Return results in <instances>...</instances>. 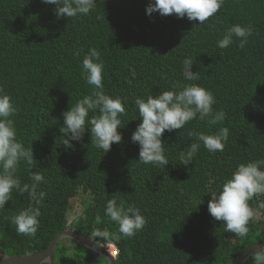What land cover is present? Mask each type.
Returning a JSON list of instances; mask_svg holds the SVG:
<instances>
[{"label": "trees", "instance_id": "16d2710c", "mask_svg": "<svg viewBox=\"0 0 264 264\" xmlns=\"http://www.w3.org/2000/svg\"><path fill=\"white\" fill-rule=\"evenodd\" d=\"M151 2L96 0L89 14L58 19L55 6L43 0H0V88L16 107L12 119L18 142L34 156L32 166L21 160L14 174L21 186L29 185V192L14 189L0 210V247L8 254L48 249L67 228L71 199L89 190L84 212L71 227L100 243H114L120 251L118 264H236L239 253L264 239V208L259 207L264 196L249 201L262 218L250 220L245 237L226 232L208 211L209 192L220 190L238 162L248 155L264 159V0H224L204 23L176 14L148 15ZM234 24L251 25L252 35L243 47L234 37L229 47L220 49L217 41ZM93 47L104 62L105 92L127 98L118 128L122 142L113 143L107 153L92 143L90 130L71 149L63 146L60 132L63 113L92 91L82 75V61ZM188 57L195 60L197 81L183 77ZM177 81L210 90L214 110L222 109L226 119L210 128L197 118L183 129L166 130L162 139L169 164H143L139 144L131 141L142 120L134 100L170 90ZM93 115L98 110L89 113ZM222 124L231 129L229 149H244L241 159L232 162L223 151L212 153L201 144L190 165L179 163V153L195 142L190 131L209 134ZM34 172L45 177L37 191L46 196L39 203L31 195ZM112 198L126 207L135 204L146 218L134 236L108 241L93 236L96 229L118 232L105 215ZM29 207L41 211L32 236L18 234L11 223ZM97 256L76 241L71 249L60 243L55 253L56 264H100ZM247 264H254L251 257Z\"/></svg>", "mask_w": 264, "mask_h": 264}, {"label": "clouds", "instance_id": "9594fccd", "mask_svg": "<svg viewBox=\"0 0 264 264\" xmlns=\"http://www.w3.org/2000/svg\"><path fill=\"white\" fill-rule=\"evenodd\" d=\"M43 2L55 6L53 11L58 19L87 15L96 5V0H43ZM223 3L224 0H154L147 6L146 13L151 15L154 12H159L162 16L176 14L178 18L187 17L190 21L204 23L220 10ZM252 32L251 25L234 24L227 30L223 38L217 41V46L220 49H225L234 42L233 38L235 37L240 40V47H243ZM76 55H79V52ZM194 63L195 60L191 57L183 60L182 74L187 81L199 80V71H192ZM103 65L101 53L95 47L91 48L88 54L84 56L82 75L86 83L92 86V91L89 95L78 99L75 104L70 101V109L63 113L64 119L60 132L61 136L64 137L63 146L66 149L73 147V141L82 140L86 130H90L92 143L97 148L102 149L104 153L111 150L113 143L122 142L123 136L118 128L123 126L120 117L126 114V108L122 100L126 101L127 98L113 97L105 92ZM135 76L136 72L133 69L132 77ZM215 103V96L210 90L195 83L181 84L179 81L174 83L170 90H164L158 95H148L146 99L137 96L134 104L142 120L132 133L131 141L139 144L138 161L143 164L166 168L169 160L165 155V141L162 139L165 131L172 132L176 129H183L188 122L197 118L206 121L210 128L221 124L226 119V112L222 109L214 110L213 105ZM97 110L99 115L89 117L90 112ZM15 112L16 107L12 98L0 88V210L11 199L14 189L20 193L29 192V185L21 186L19 178L14 174L21 160L26 161L29 166L34 163L32 149L26 150L17 140L15 121L12 119ZM218 128V131L209 134L195 130L190 131L189 136L193 137L195 142L179 153V163L184 166L190 165L201 144L212 153L223 151V157L232 162L241 159L244 155L242 146L229 149L233 141L229 135L231 131L229 126L222 124ZM256 158L248 155L246 159L238 162L237 168L231 177L225 180L220 190L209 192L211 194V199L208 202L210 215L215 220L222 222L226 232L235 233L240 237H245L248 234V224L254 218V211L250 207L249 201L254 197L264 196V159L255 160ZM32 180L31 195L39 203L46 196L44 191H37L39 184L45 180V177L39 172H34ZM89 192L90 190L85 192L86 195L84 194L86 199L90 197ZM85 202L86 200L84 206ZM259 207L264 208V201L259 203ZM105 215L111 222L118 225V232L96 229L93 236L104 238L106 241L119 240L122 236L130 238L147 223L141 210L135 204L126 207L124 203L118 204L115 198L107 200ZM40 216L39 207H29L14 215L11 218V223L16 225L18 234L32 236L38 230V218ZM73 222L74 220H69L68 214L65 230H75L71 227ZM66 241L75 242L71 238L61 242L66 243ZM101 244L117 261V256L120 253L119 248L114 243ZM251 258L254 264H264V248L254 251Z\"/></svg>", "mask_w": 264, "mask_h": 264}, {"label": "water", "instance_id": "95a60500", "mask_svg": "<svg viewBox=\"0 0 264 264\" xmlns=\"http://www.w3.org/2000/svg\"><path fill=\"white\" fill-rule=\"evenodd\" d=\"M71 238L78 243H81L91 249L94 252H97L103 255L108 264H117L116 258L113 257L110 252L103 246V244L97 242L94 238H91L87 235L77 232L76 230L67 229L58 234L51 242L48 249L36 252V253H27L24 255H10L5 252L0 247V263L1 264H55V252L58 244L64 240ZM264 248V240L257 242L247 249H245L237 257L236 264H246L248 259L251 257V254L260 249Z\"/></svg>", "mask_w": 264, "mask_h": 264}, {"label": "rangeland", "instance_id": "374dc122", "mask_svg": "<svg viewBox=\"0 0 264 264\" xmlns=\"http://www.w3.org/2000/svg\"><path fill=\"white\" fill-rule=\"evenodd\" d=\"M86 200V196L82 194H79L77 197H75L74 199H71L72 203H73V207L72 210L69 213V220H74V218L78 215V214H82L83 209H84V201ZM254 219L259 220L260 218H262V214L260 211H254ZM65 242V241H64ZM63 243V242H61ZM66 244L68 245V248L71 249L74 242L73 241H66ZM116 248V247H114ZM97 260L100 264H106V260L100 255L97 256Z\"/></svg>", "mask_w": 264, "mask_h": 264}, {"label": "built area", "instance_id": "2783aa9c", "mask_svg": "<svg viewBox=\"0 0 264 264\" xmlns=\"http://www.w3.org/2000/svg\"><path fill=\"white\" fill-rule=\"evenodd\" d=\"M115 254H117V252H115Z\"/></svg>", "mask_w": 264, "mask_h": 264}, {"label": "flooded vegetation", "instance_id": "af4514ba", "mask_svg": "<svg viewBox=\"0 0 264 264\" xmlns=\"http://www.w3.org/2000/svg\"><path fill=\"white\" fill-rule=\"evenodd\" d=\"M107 260V259H106ZM107 264H108V261H107Z\"/></svg>", "mask_w": 264, "mask_h": 264}, {"label": "bare ground", "instance_id": "6f19581e", "mask_svg": "<svg viewBox=\"0 0 264 264\" xmlns=\"http://www.w3.org/2000/svg\"><path fill=\"white\" fill-rule=\"evenodd\" d=\"M18 256V255H17Z\"/></svg>", "mask_w": 264, "mask_h": 264}]
</instances>
